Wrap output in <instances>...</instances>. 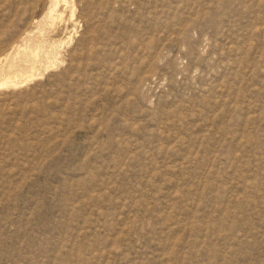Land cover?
Instances as JSON below:
<instances>
[{
    "label": "rangeland",
    "instance_id": "374dc122",
    "mask_svg": "<svg viewBox=\"0 0 264 264\" xmlns=\"http://www.w3.org/2000/svg\"><path fill=\"white\" fill-rule=\"evenodd\" d=\"M4 80L0 264H264V0H0Z\"/></svg>",
    "mask_w": 264,
    "mask_h": 264
},
{
    "label": "bare ground",
    "instance_id": "6f19581e",
    "mask_svg": "<svg viewBox=\"0 0 264 264\" xmlns=\"http://www.w3.org/2000/svg\"><path fill=\"white\" fill-rule=\"evenodd\" d=\"M54 12V11H53ZM74 16V15H73ZM29 51V50H28ZM31 53H32V51H31ZM34 53V52H33ZM41 54V53H40ZM40 54H39V56H40ZM35 55V57H36V54H34ZM31 56H32V54H31ZM37 58V57H36ZM39 58H41V57H39ZM6 59V58H5ZM38 59V58H37ZM36 66V65H35ZM35 69V67H33V70ZM31 70V69H30ZM34 72V71H33ZM6 75V74H5ZM28 76V75H27ZM9 77H7V79H8ZM17 78V77H16ZM33 78V77H32ZM16 80V79H15ZM14 83H16L15 81H10V80H4L3 82H0V88H2V87H5V86H8V85H11V84H14Z\"/></svg>",
    "mask_w": 264,
    "mask_h": 264
}]
</instances>
